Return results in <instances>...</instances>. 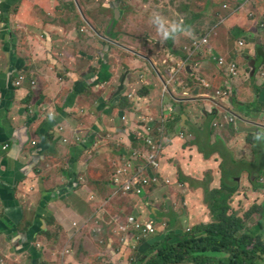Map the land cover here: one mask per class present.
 <instances>
[{"label": "crops", "instance_id": "obj_1", "mask_svg": "<svg viewBox=\"0 0 264 264\" xmlns=\"http://www.w3.org/2000/svg\"><path fill=\"white\" fill-rule=\"evenodd\" d=\"M37 2L43 1L0 0V264H145L156 251L132 229L125 234L119 231L130 216L143 224L167 220L193 228L211 223L202 188L208 177L210 190L220 189V161L216 156L200 160L193 142L201 130L195 132L190 127L198 125L188 121L203 118L205 110L192 107L212 105L205 96L212 90L185 93L192 75L186 73L180 79L174 67L185 62L191 71L198 70L205 65L203 56L207 64L216 63L219 45L212 43V37L210 46H203L206 37H196L191 46L205 53L197 52L194 67L168 40L160 46L162 50L151 46L148 51L144 42H140L143 48H137L122 42L98 44L90 38L86 51L77 55L76 36L60 35L48 23L44 9L31 7ZM243 2L232 5L230 29L246 34L237 41H252L249 55L257 60L259 50L261 63L255 72L246 71L247 66L243 72L245 76L250 72L248 87L256 86L254 101L250 96L237 98L232 111L245 119L254 115V122L264 126V0ZM76 31L74 26L71 33ZM175 34L171 37L181 44L180 35ZM230 36L232 42L236 40L233 32ZM95 48L103 51L101 57L93 58ZM21 75L24 83L15 86ZM162 122L163 137L159 134ZM211 126L217 132L211 137L213 145L218 136L224 139L226 135L217 120ZM253 129L264 137V128L240 126L232 143L234 160L251 150L252 145L244 140ZM198 143L204 145L202 140ZM157 147H161L159 152ZM146 151L164 163L162 171L156 172L145 160ZM189 158L196 160L191 168L186 165ZM125 165L128 173L134 166L135 177L159 174L174 181L185 176L196 179L198 186L192 182L190 189L174 187L169 201L175 205L184 198L186 208L180 202L177 218L170 220L155 207L156 200L126 195L123 186L114 183V172ZM160 190L157 187L152 195ZM248 196L259 205L264 199L263 193L248 191ZM245 197L238 196L237 202H246Z\"/></svg>", "mask_w": 264, "mask_h": 264}, {"label": "rangeland", "instance_id": "obj_2", "mask_svg": "<svg viewBox=\"0 0 264 264\" xmlns=\"http://www.w3.org/2000/svg\"><path fill=\"white\" fill-rule=\"evenodd\" d=\"M43 1L42 4L40 3H34L33 6H31L34 9H44L42 12L46 16H48V23L51 24L56 31L60 32L59 34L67 35L70 33L72 38H75L76 36V47H77V55H81V52H85L84 46H88L87 44L90 42V38L96 41L98 44L101 41H108L111 43H115L117 45H120L117 42H122L126 46H136L137 48H143V44L140 42L147 43L149 45L148 48H146L148 51L150 50L151 46H158L166 44V41H171L175 45L176 51L181 54V58L183 60H189V64L194 67V61L195 58H198L197 52L201 53L202 55L205 53L202 50H194L195 47L191 46L194 44L196 40V35L199 38L206 39L209 38V40L212 38V43L214 44L215 41L219 45V54L227 59H232V61L236 62L237 66V72L238 77L236 79H232L230 81L227 78H223L221 74H217L218 71H216V63L208 62V59L203 56V62L205 65H199L198 70L195 69V71H191V69L186 65L185 62L181 63L180 65H176L174 67V71L181 74L180 79L183 78V75L186 73L189 75H192L193 81L189 80L187 85H189V88H187V91L185 93H189L190 91L194 92L197 89H203L202 82H205L204 78L207 79L208 83L213 89L216 91L221 92V95L219 96H213V92L207 93L205 96L208 97V100L211 101L212 105L209 106H202V104H199L201 108L199 107H192V109H204L205 113L203 118L192 119L188 121V124H197L198 126H192L190 127L195 132L197 130H201L199 133V138L197 142H193L194 147L197 148V155L200 158V160L206 159L210 160L213 157H217L219 159V165L217 168V172L219 173L220 180L222 177L221 173V166L224 163V156H227L230 160H232V152L234 141L237 138V132L227 125L228 122H230V116L221 113L223 110L224 112H231L232 113V102H234L235 99L238 98V100L244 99L246 96H250L251 103L254 101L255 96V89L256 86L254 83L248 87L247 83L248 80V74L246 76L243 74L245 71H253L255 72L256 69H259L260 62L258 60H255L250 57L249 51L253 48L251 47L249 50H245L243 48L242 50L236 49V43L239 42L237 40H234L232 42V37L230 36V26L232 25V4H229L230 12L226 11V14L224 13L222 9V1L221 0H41ZM31 3V2H30ZM14 8L17 10L19 8V5L16 4ZM116 13L118 15L116 16ZM84 18V19H83ZM114 18H117L116 21H113ZM219 21H218V20ZM88 21L91 26L88 24ZM113 21V22H112ZM179 24L181 27L180 33V40L181 44L178 41V39H173L172 37L176 36V34L170 35L167 38L164 36L165 31H169L172 24ZM76 26L77 31L75 33H71V29ZM95 26H97L99 29H97ZM90 28L94 31V34L89 31ZM184 28H189L188 31H184ZM183 29V30H182ZM89 31V32H88ZM87 32V33H86ZM96 32H98L100 35L97 36ZM107 32H110L111 37L107 35ZM112 33V34H111ZM213 33V34H212ZM177 35V36H178ZM87 36V37H86ZM172 36V37H171ZM177 38V37H176ZM191 42V44L189 43ZM163 47H160V50H162ZM168 48V47H167ZM189 50L190 55H187ZM164 50H167L164 48ZM256 51V47L254 49ZM170 52V51H169ZM93 58H99L102 56L103 51L100 49H92L91 50ZM257 53H259V50H257ZM256 53V55H257ZM165 55V54H164ZM246 55V56H245ZM262 57H264L263 54H261ZM109 55H103L104 58L108 57ZM188 56H192L189 58ZM200 56V55H199ZM250 59H248V57ZM251 60V62L247 65L246 61L243 60ZM199 61V60H197ZM166 63V62H165ZM164 63V64H165ZM158 69L160 67L158 66ZM167 71V69H166ZM165 71V72H166ZM169 71V70H168ZM165 72H162L165 74ZM153 74V72H151ZM27 75V74H26ZM204 77V78H203ZM208 77V78H207ZM168 79V77H167ZM175 79V76L171 78V81ZM167 83L170 84V82L167 81ZM170 87V86H169ZM239 90V91H238ZM263 94H264V87L262 88ZM262 94V95H263ZM261 95V96H262ZM195 97H198V94H194ZM195 104V103H193ZM193 104H190L188 107H191ZM180 105V104H179ZM221 107V108H220ZM233 115L237 117H242V114L233 111ZM251 120L254 122L256 117L252 115ZM213 120H217L218 123L221 125L223 124L225 129V135L226 137L222 139L221 137H217L215 143L213 145L210 144L212 135L217 134L215 130L212 129L211 123ZM164 124L165 122H162V126L160 127L159 131L160 134L164 135ZM257 135H261L260 133H256L253 135V139L255 144L252 146L251 150H247L245 155H241L237 162L245 161L247 163L253 164V166H256L257 163V153L258 148L257 143H263V136L261 135V139L257 140L255 137ZM199 140H202L203 143H198ZM112 146L111 148H113ZM161 147H157V152H159ZM163 157V156H162ZM138 160L143 162L142 158H139ZM196 160L189 158L187 160V164L189 168H191L190 164L193 162L195 163ZM201 161L199 164H202ZM123 164V163H122ZM145 165V161L143 162ZM151 165V164H150ZM122 167L121 170H117L114 172L115 176L112 179H119V178H125V173L127 169ZM130 167V166H129ZM128 167V168H129ZM164 169V163H159V172ZM212 171V170H210ZM246 173H243L241 176L243 177V180L248 185V189L253 194L263 193L264 197V173L253 171L252 173H249L245 171ZM165 173V172H164ZM161 174V173H160ZM210 175V174H207ZM252 178L254 180H252ZM171 177H160V185L152 186L149 188V191L142 194L141 197L143 199L146 198V200L154 199L156 200L155 207H158L161 211H163V217H166L170 220H175L177 218V206L185 207V200L184 198H181L180 202L176 201L175 205L172 204L171 201H169L168 197L171 195V193L175 192L174 187H182L185 189L192 188L191 183L194 182L195 185L198 186V181L196 179H193L191 177H185V176H179L176 180L172 181V184H169ZM206 179V178H205ZM204 179V187L202 188L204 191V204L207 207L208 204L205 201V192L211 191L209 186L210 184L207 183L209 180L212 182V179L207 177V181ZM242 180V178H241ZM164 183V184H161ZM175 183V184H174ZM221 185V184H220ZM240 186L241 181H240ZM160 187L161 190L157 192L156 194L152 195V192L154 193L156 191V188ZM152 188V189H151ZM126 196V195H125ZM259 199V198H258ZM238 200V198H237ZM253 200H247L246 202L239 204V202L234 201L229 203V216L234 214L237 215V217L242 218L243 221H245V224L249 229L255 227L258 225L259 221L264 219V209L260 207L257 208L256 204H253ZM239 201V200H238ZM159 203H162L163 205L160 206ZM256 203V202H255ZM264 204V199H263ZM114 204H111L110 206H113ZM264 207V206H263ZM257 208V209H256ZM164 209H167L168 212H164ZM182 209V207H181ZM209 210V209H208ZM210 212V211H209ZM211 218V214H210ZM264 221V220H263ZM157 223H160V226H162V230L160 234H157L154 237H150L148 239H144L141 241V239H138L142 243L148 242L149 244L152 241H156L158 239L166 238L170 234H176L177 231H179L178 234H185L188 233L189 230L192 229V227H186L175 224V222L172 221V224H170L167 220L164 222L157 221ZM212 223V218H211ZM210 223V224H211ZM264 227V225H263ZM76 229V228H75ZM89 231V229H88ZM264 231V229H263ZM132 232V231H131ZM133 233V232H132ZM56 248V247H50ZM69 249V247H68ZM71 253V251L69 252ZM188 264V263H185ZM258 264H264L263 261H259Z\"/></svg>", "mask_w": 264, "mask_h": 264}, {"label": "trees", "instance_id": "obj_3", "mask_svg": "<svg viewBox=\"0 0 264 264\" xmlns=\"http://www.w3.org/2000/svg\"><path fill=\"white\" fill-rule=\"evenodd\" d=\"M222 9L226 14L223 4ZM188 30L189 28H184V31ZM232 32L236 40L246 36L240 29L230 31L231 34ZM256 56L261 63L260 53ZM232 104L237 105L236 100ZM227 125L232 128V125ZM251 137L253 135L250 134L247 140H244L246 145L247 143L252 146L255 144ZM256 148H258V153L255 167L245 161L237 162L233 156L232 160L224 156L220 189L205 192V201L208 204L212 223L195 226L185 234H171L161 241H152L150 247L156 253L145 264H258L259 261L264 260V219L262 215L258 225L251 229L247 227L242 218L234 214L228 215L231 200L232 202L237 201L238 196L245 195L248 197H245L247 200L253 199L249 198L248 185L241 175L246 173L245 171L264 173V144L257 143ZM240 181L242 186H240ZM254 200L253 204H256L258 209L260 207L264 209L263 202L259 205Z\"/></svg>", "mask_w": 264, "mask_h": 264}, {"label": "built area", "instance_id": "obj_4", "mask_svg": "<svg viewBox=\"0 0 264 264\" xmlns=\"http://www.w3.org/2000/svg\"><path fill=\"white\" fill-rule=\"evenodd\" d=\"M221 1L224 5V8L226 9V11L229 12V15H230L231 12L229 8V4H236L239 0H221ZM203 44H207V41L204 40ZM238 45L243 46L242 42L238 43ZM219 69L225 72L228 77L232 78V77H236L237 75L236 65L227 62V60L223 57L219 60ZM24 80H25V77L22 76L19 80L16 81L15 84H17V86H21ZM34 84H36V82H34ZM217 94L221 95V92H218ZM145 154H146L145 160L147 159L149 164L153 165L156 169L159 170V161L157 160L153 152L149 153L146 151ZM132 161H135L134 162L135 164L137 163L136 159ZM131 167H132V172L128 173V170H126L125 182L121 183V186H123V190L126 195L133 194L136 196H142V194H144L146 190H148L152 186L151 183L159 185L158 184L159 180L155 177L144 178V177H139V176L137 177L132 176L135 173H134V166H131ZM119 183H120L119 179H115V184L119 185ZM129 229H132L134 232L138 233L142 238H149L153 236L154 234H156V232L158 231V228H156V223L154 221H151L148 224H142L132 217L128 218L127 225L124 227H121L120 231L122 233H126L128 232Z\"/></svg>", "mask_w": 264, "mask_h": 264}, {"label": "clouds", "instance_id": "obj_5", "mask_svg": "<svg viewBox=\"0 0 264 264\" xmlns=\"http://www.w3.org/2000/svg\"><path fill=\"white\" fill-rule=\"evenodd\" d=\"M251 1H257V0H251ZM239 3H244L243 2V0H239L236 4H239ZM236 4H232V5H236ZM118 15V13H116V16ZM84 19V18H83ZM114 21H116L117 19H113ZM86 22H88V21H86ZM89 24V23H88ZM179 31H181V27H180V25L179 24H172L171 25V28H170V30L169 31H165L164 32V36H165V38H167L168 36H170V35H173V34H175V33H177V32H179ZM213 34V33H212ZM107 35H110V33H108L107 32ZM211 36V35H210ZM210 36H209V38H210ZM209 38L208 39H203L202 41H201V44L203 45V46H206V47H209L210 46V44H209ZM204 40H206L207 41V44H203V41ZM240 42H242V44H243V46H240V45H238V43H240ZM251 47H254V43L252 42V41H248V42H246V41H244V40H241V41H239V42H237L236 43V49L237 50H242L243 48H245V50H249ZM256 48H258V46H255ZM195 49H197L196 47H195ZM194 49V50H195ZM211 53H212V51H210ZM223 56H221V55H219L218 57H217V59H216V62H217V68H218V73L219 74H221V75H224V74H226L225 72H223V71H221L220 69H219V60L222 58ZM223 58H225V57H223ZM226 60H227V62H229V63H232V64H235L236 65V62L235 61H232V59H227V58H225ZM237 67V66H236ZM25 77L24 75H21L20 77H18L19 79L21 78V77ZM236 77H238V72H237V75H236ZM236 77H232V78H236ZM223 78H227V79H229L230 81H232V78L231 77H223ZM26 79V78H25ZM25 81V80H24ZM24 81H23V83H24ZM16 83V82H15ZM22 83V84H23ZM33 85H37V82H36V84H34V82H33ZM15 86H17V84H15ZM264 86V85H263ZM202 87H203V89H205V90H212V92H213V96H219L217 93L219 92V91H216L215 89H213L208 83H205V82H202ZM225 114H227V115H229L230 116V122H228L227 124H229V125H232V128L237 132V133H239V127L240 126H246V127H252V128H258V129H262V128H264V126L263 125H258L257 123H255V122H253L251 119H245L243 116L242 117H237V116H234L233 115V111H232V113L231 112H225ZM261 116H264V112L263 113H261ZM143 121H145V120H143ZM142 123V122H141ZM143 125H144V123H143ZM258 132V130L257 129H253V130H249V131H247V133H251V135L252 134H255V133H257ZM161 135V134H160ZM262 137H261V135H257L256 137H255V139H257V140H260ZM159 170L157 169V171L156 172H158ZM159 173V172H158ZM152 177H155V178H157L158 180L160 179V176H159V174H157V175H153ZM150 178V177H149ZM125 178H119V181H120V185H121V183L123 182V180H124ZM113 181H114V183H115V179H113ZM151 185L154 187V186H156V184H154V183H151ZM151 186V187H152ZM152 187V188H153ZM151 188V189H152ZM130 217H132V216H130ZM129 217V218H130ZM132 218H135V217H132ZM135 220H137L136 218H135ZM152 221H154L155 223H156V228H159V231H157L156 232V234H154L153 236H151V237H154V236H156L157 234H160V232H161V230H162V226H160V223L158 224L157 223V221L156 220H152ZM151 222V221H150ZM149 222V223H150ZM143 224V223H142ZM148 224V223H147ZM126 226V225H125ZM124 227V226H123ZM121 228V227H120ZM120 228H119V231H120ZM121 232V231H120ZM122 233V232H121ZM127 233V232H126ZM136 233V232H135ZM179 233V231H177V234ZM123 234H125V233H123ZM137 235H139L138 233H136ZM171 235V234H170ZM140 236V235H139ZM140 238H142L141 236H140ZM150 238V237H149ZM167 238V237H166ZM145 239H148V238H145Z\"/></svg>", "mask_w": 264, "mask_h": 264}, {"label": "water", "instance_id": "obj_6", "mask_svg": "<svg viewBox=\"0 0 264 264\" xmlns=\"http://www.w3.org/2000/svg\"><path fill=\"white\" fill-rule=\"evenodd\" d=\"M115 19H117V18H115ZM113 21H114V20H113ZM113 21H112V22H113ZM108 33H110V32H108Z\"/></svg>", "mask_w": 264, "mask_h": 264}]
</instances>
